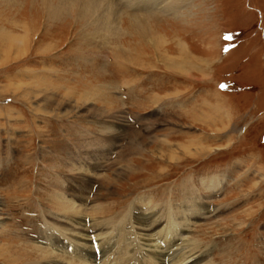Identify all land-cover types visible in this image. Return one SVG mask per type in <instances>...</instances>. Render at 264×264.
I'll use <instances>...</instances> for the list:
<instances>
[{"label":"rangeland","instance_id":"obj_1","mask_svg":"<svg viewBox=\"0 0 264 264\" xmlns=\"http://www.w3.org/2000/svg\"><path fill=\"white\" fill-rule=\"evenodd\" d=\"M94 1L82 6L95 13L52 20L44 0L0 6L1 28L30 30L0 54V264H32L22 254L36 244L55 251L51 232L74 250L78 220L148 250L126 218L154 214L163 243L169 210L195 188L214 211L179 239L174 225L175 240L211 247L210 264H264V0ZM209 174L224 182L212 194Z\"/></svg>","mask_w":264,"mask_h":264},{"label":"bare ground","instance_id":"obj_2","mask_svg":"<svg viewBox=\"0 0 264 264\" xmlns=\"http://www.w3.org/2000/svg\"><path fill=\"white\" fill-rule=\"evenodd\" d=\"M101 1L102 0L97 2L95 0L94 2H96V4L98 3L97 5L100 6V4L102 3ZM153 1L154 0H143L142 3L144 5H147L149 4V2L152 3ZM170 1L167 3L163 2V4H160L159 8H161L160 9L162 10L161 12H163V10L164 12L165 11L167 12L173 9V4H171ZM16 2L17 0H0V6H4V7L7 5L14 6ZM62 2L64 4L63 6L62 5L55 6V4L53 3V0H44V3H46L45 5L47 6L45 10L46 11L45 15H46L47 20H52L54 18L56 19L59 16L61 17L62 15L65 14V12L67 11V8L69 7L72 9V8H75L76 6L78 10L80 9V11H76L77 14L80 13V14H83L84 16H86L85 13H87L86 11L87 9H89L90 12H93V13H95L96 11V8L93 5L83 8L82 6L83 0H62ZM133 6L135 7L137 6V4H134ZM132 16H134L135 19H144V18L135 17L138 15H132ZM143 16H146V15H143ZM9 26H10L9 29L0 27V54H7V51L10 48H17V49L21 47L24 48V46L28 44L30 30L26 29V27L23 26L24 34L17 35L15 33L13 34V30L17 28L19 24L16 25L15 23H9ZM21 28H22V25H21ZM127 169H128V166H126V170ZM81 183H83L82 180H81ZM223 183L224 182L222 181V176L218 174H212V175L209 174L208 177H203L200 179V184L202 185L203 189L209 190L210 194L215 193V191L219 190V188H222ZM197 191L198 189L196 190V188L193 190L188 189L186 193L187 195L185 194L187 196V199L189 198V200H187L188 202L184 203L185 205L183 206H178L174 210V212L169 210L168 212L169 215H168V218L166 219V222H167L166 230L168 231H165V240L163 243H161V241L163 240V236L162 237L155 236V239H152L153 234L151 232H153V230L157 228L160 223L159 222L160 220L154 218L155 216L154 214H150L148 217L149 219L141 217V215L139 216V214L136 215V213H133V212L132 213L134 215L132 216L127 215L131 217L129 219L126 218L128 220L127 222L129 223L133 222L134 224H137L139 226V229H141V232L144 233L143 235L145 239H144V243L142 244L149 247L148 250L143 249V248L141 249V247H138V243L133 247V249H130V245H132L133 241L129 243L126 241H122V243H119V241L114 240L112 236L101 237L105 233L103 232V230L106 228H104L103 226L99 224L100 221L93 222L94 225L97 226V230L99 231L98 234L96 233L93 235L90 232L96 229V226L92 227L93 225L92 226L88 225L87 222H85V220L83 222L82 220L80 221L78 220L75 222L74 230L73 228H71L72 230L71 229L68 230L66 228L68 231H70V234L73 235V237H75L78 240L76 241L77 242L76 244H71L72 249L74 250H71V249L67 250L66 248L64 249V247L62 246H66L67 242H63L62 238L59 237V234L57 235L51 232L50 235L53 236L54 240L53 239L52 240L54 241L53 242L54 244H52V242H49L47 244L50 245L51 248H53L55 251H58L60 253L55 252L51 250L50 248L49 249L47 247L45 248V246L42 247L36 244L33 246L31 245L32 248L29 250V252L28 250H26L28 253L22 254V251L20 252V250H17V251L15 250L17 252V255L13 256L14 261L16 263H19L20 261L23 260V259L20 260L21 258H23L22 257L23 255L27 259L25 260L32 261L33 262L32 264H210L209 261L207 260L208 256H206V254L211 247L208 249H202L201 246H199L200 245L199 243L197 244L196 242H192V241L188 243L186 240H184L182 243V241L177 240L186 230V229L182 230L181 227H184L187 224L186 223L187 221L188 223L189 222L191 223L192 222L191 219L196 220L197 217H201V216L207 217L209 214L211 215V213L214 211V209L208 208L209 202L207 203L206 200L205 201L203 200L204 196L205 197L207 196L201 192H199V194L196 195L195 193ZM69 194L73 198L78 197L74 195V193L72 192L71 193L69 192ZM96 196L93 197V200L96 199ZM57 203L60 204V207L61 209H63V213L64 212L66 213L65 215H67V218H70V219L79 218L78 215L81 213L80 212L81 208L80 209L76 208V204H74L72 200L58 201ZM98 207L99 206H96V207L93 206V208H90L89 209L90 215L94 217L99 214L101 216L105 215L107 213L106 212L107 209L109 208L108 206V207L103 208L102 210ZM172 213L175 214L176 218L170 217ZM177 214H179V217ZM56 220L57 219H55V221ZM57 224H63V221H57ZM174 225L180 226L182 230L181 234H179L180 228L175 227ZM70 227H73V226L71 225ZM185 228H187V226H185ZM177 230H178V233H177ZM176 235L178 236H177V239L175 240ZM99 236L100 238L98 239L97 237ZM126 236H127V233H126ZM159 247L161 248V250H158ZM6 251L7 253H9V250H6ZM18 253L19 254L21 253L22 255L19 256ZM63 253H65V256L63 255Z\"/></svg>","mask_w":264,"mask_h":264},{"label":"snow or ice","instance_id":"obj_3","mask_svg":"<svg viewBox=\"0 0 264 264\" xmlns=\"http://www.w3.org/2000/svg\"><path fill=\"white\" fill-rule=\"evenodd\" d=\"M222 87H224V85H222Z\"/></svg>","mask_w":264,"mask_h":264}]
</instances>
